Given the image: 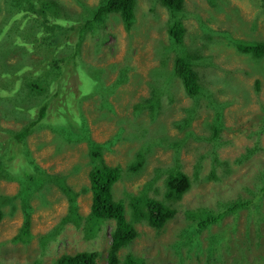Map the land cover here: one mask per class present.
I'll return each mask as SVG.
<instances>
[{
	"label": "rangeland",
	"instance_id": "1",
	"mask_svg": "<svg viewBox=\"0 0 264 264\" xmlns=\"http://www.w3.org/2000/svg\"><path fill=\"white\" fill-rule=\"evenodd\" d=\"M56 1L67 6L70 12H83L78 0ZM81 1L89 6L100 2ZM224 1L226 3L216 11L211 0H184L185 44L198 48L203 57L198 71L207 92L198 99L187 95L174 73L175 49L179 52V48L172 44L167 30L170 11L159 0H137L136 21L130 30L125 28L118 14L110 16L102 30L89 32L80 43L79 59L73 58L77 51L68 48L67 61L73 64L69 67L77 72L72 80L75 85L80 82L77 86L80 96L76 92L72 95L81 102V98L93 94L81 103L82 109L88 110L91 137L104 143L120 135L111 149L104 150L106 162L120 165L124 170L115 187L116 198L127 200L128 193L137 194L153 179L149 195L161 197L166 170L177 162L193 181L191 188L175 204L176 216L162 230L146 223L135 225L139 235L120 252L122 260L130 252L147 264H264V191H259L264 187V57L240 54L226 37L232 35L264 42V0ZM5 14L0 5V19ZM24 31L29 33L28 29ZM11 33L12 29L10 35L5 34L0 39V46ZM8 44L11 45V41ZM4 79L5 76H0V82H6ZM119 79H123V83L116 86ZM155 84L160 86L158 92ZM102 94H110L109 101L114 108L106 116L102 114L101 105L108 102H102ZM149 98L159 101L160 111L156 115L144 103ZM66 104L67 100L57 104L60 117L56 121L66 124L59 127L75 131L76 123H70L68 115L74 116L79 108L75 104L71 109L72 104L67 109ZM218 104L222 107L221 138L220 142L212 143L208 137L216 116L213 106ZM137 106L144 108L137 112ZM189 117V126L180 127V122L183 124ZM6 126L12 129L17 124L12 121ZM122 127L123 132L119 131ZM73 135L77 143H72L71 147H67V140L60 135L59 141L65 144L60 146L62 151H57L58 143H50L54 136L49 128L30 135L27 146L49 174H61L75 191H80L89 185L91 165L87 151L90 143L81 140L79 132ZM178 141L183 143L177 148ZM254 147L256 151L244 157L246 151ZM138 152L143 154L144 166L137 173H129L128 167L137 160ZM3 161L6 163V158ZM14 162L15 166H8L14 174L0 176V197H15L11 203L3 204L0 264H29L37 258L42 259L43 264H53L63 254L82 251H98L97 264H109L107 257L114 222L105 224L91 238L86 236L81 225L66 223L55 239L46 247L42 245L40 238L61 222L69 203L59 187L45 181L39 172L36 179L29 176L26 181L21 179L24 182L21 188L16 178L30 172V161L18 157ZM211 173L219 178L209 179ZM38 185L42 186L36 188ZM158 188L160 192L156 191ZM25 193L30 196L34 208L31 226L34 238L30 242L28 239L16 241L25 218L19 196ZM250 199L256 204L225 216L220 224L199 234L201 251L191 247L198 245L195 239L198 236L192 238L191 235L200 220L198 215L190 216L191 211L198 213L201 208L216 211L225 202ZM77 203L79 212L88 215L91 192L81 194ZM129 212L127 207V219L131 217ZM186 240L191 245L186 244ZM175 241L182 246H173Z\"/></svg>",
	"mask_w": 264,
	"mask_h": 264
},
{
	"label": "trees",
	"instance_id": "2",
	"mask_svg": "<svg viewBox=\"0 0 264 264\" xmlns=\"http://www.w3.org/2000/svg\"><path fill=\"white\" fill-rule=\"evenodd\" d=\"M159 1L170 11V24L167 30L172 44L174 43L179 48V52H177L173 47L176 51L174 73L180 79L187 95L198 99L207 92V87L200 79L198 71L203 57H201L198 48H192L184 42L186 34L184 16L182 17L185 11L184 0ZM78 2H81L83 12L71 11V13L67 6L56 0H0V5H3L6 11V14L0 19V39L5 34L10 35V29H12L11 36L3 44L5 45L4 50L0 52V76H5L4 80L6 81L0 82V152H2L0 176L3 173L10 177V173L13 171L9 167L15 166L14 160L18 157L26 158L30 161L28 166L30 172L24 176L18 175L16 178L20 180L21 188L24 183L22 180L26 181L27 176L30 179H36L39 172L45 181L57 185L65 195L69 203L67 213L53 230L40 238L44 247L59 235L66 223L72 222L75 225H81L86 236L91 238L95 237L96 231L103 228L105 224L114 222L108 249V263L147 264L143 258L130 252L126 253L122 260L120 252L127 249L138 237L139 232L135 226L137 223H146L158 231L162 230L176 216L178 210L175 204L180 202L183 195L191 188L193 181L177 162L176 165L166 170L167 176L164 180L162 198L149 195L155 179L148 181L137 194L128 193L127 200L116 198L115 187L121 181L124 170L120 165L108 164L104 158V150L111 149L120 135L118 134L116 138L114 137L104 143L96 142L91 137L88 110H83L81 103L85 99L91 98L93 94L81 98V102L72 95V92H76L78 97L80 96L77 90L80 82L78 81V84L75 85L74 80H72V76L77 72L75 68L69 67L73 64L68 63L67 53H69L68 48L71 47L77 51L73 54V58L79 59L80 43L89 32L98 33L99 30H102L112 15L118 14L125 28L127 30L132 29L136 21L138 3L137 0H100L98 4L89 6L81 0ZM210 3L212 7H216L215 10L217 11L226 1L223 0L220 3L218 0H211ZM26 29L29 30V33L24 31ZM204 32L206 35L208 34L207 31ZM226 37H229L231 44L240 54L251 53L255 56H253L254 58L264 57V42L249 38H247L248 40L236 38L232 35ZM75 39L77 42L74 41ZM9 41H11V45L8 44ZM160 56L162 57V54ZM166 56L168 55H164V57ZM257 84H259L258 81ZM68 86L70 87L67 88ZM155 88L156 92L160 90L158 84H155ZM109 95L102 94L100 96L103 103L108 102L107 105H101L104 109L102 113L104 116L107 115V112L114 111L109 101ZM66 100L67 109L72 104L71 109L75 107V104L79 108L74 116L68 115L69 122L76 123L75 131L73 128L69 132L59 127L60 124H66L56 121L60 117L57 104ZM144 103L147 104L146 106L152 114L156 115L160 111V109L158 110L160 107L157 98L146 99ZM213 107L216 116L208 140L216 143L220 142L221 138L219 133L222 125V107L221 104ZM142 108L144 107L137 106V112H140ZM12 121L17 124V127L9 129V126L6 125ZM190 123L191 118L189 117L183 120V124L181 121L179 126H189ZM47 128L52 132V137L54 136L52 140L50 139V143H58L57 148L59 150L57 151H62V147L65 145L59 141L61 134L67 140V147H71L72 143H77V139L73 135L75 132L81 134V140L90 143L87 151L91 165L88 173L89 185L83 186L80 191H75L73 185H70L61 174H49L32 156V150L27 146L28 137ZM119 131L123 132L124 128H120ZM2 133L6 135L3 136ZM182 143V141L176 142L177 148ZM61 145L62 147H60ZM256 149L257 147L249 148L244 157L251 156ZM137 155V160L128 167L129 173H137L144 166L143 154L138 152ZM5 158L6 163L3 161ZM208 178L218 179L219 176L211 173ZM41 186L38 185L36 188ZM158 190L160 192L159 188L156 189L157 192ZM259 191H264V187L260 188ZM88 192H91L92 195L91 208L88 215H83L78 210L77 199L81 194ZM19 198L23 201L21 209L25 218L16 241L28 239L30 242L34 238L31 233L34 208L31 206L30 196L28 197L27 193L20 195ZM14 199L13 196L0 197V225L5 215L3 204L7 201L11 203ZM254 204L256 203L251 199L235 200L225 202L223 207L216 211L207 208L198 209V213L191 211L190 216L195 214L200 217L198 224L194 227L195 233L191 235L192 238L198 236L195 238L198 240V245L192 246L189 240H186L185 243L190 244L197 251H201L202 241L199 234L203 230L220 224L225 216L235 215L245 207ZM127 207L130 209V219H127L126 216ZM175 245L182 246V243L175 241L173 246ZM220 250L215 249L214 251ZM99 256L98 251L63 254L53 264H97ZM29 264H43V262L42 259L37 258Z\"/></svg>",
	"mask_w": 264,
	"mask_h": 264
},
{
	"label": "flooded vegetation",
	"instance_id": "3",
	"mask_svg": "<svg viewBox=\"0 0 264 264\" xmlns=\"http://www.w3.org/2000/svg\"><path fill=\"white\" fill-rule=\"evenodd\" d=\"M123 83V80L122 79H119L115 84L116 86L120 85ZM82 104H84V102H82Z\"/></svg>",
	"mask_w": 264,
	"mask_h": 264
},
{
	"label": "clouds",
	"instance_id": "4",
	"mask_svg": "<svg viewBox=\"0 0 264 264\" xmlns=\"http://www.w3.org/2000/svg\"><path fill=\"white\" fill-rule=\"evenodd\" d=\"M183 17V16H182ZM185 19L183 18V21H184ZM186 35H187V33L185 34V38H184V42H185V39H186Z\"/></svg>",
	"mask_w": 264,
	"mask_h": 264
}]
</instances>
